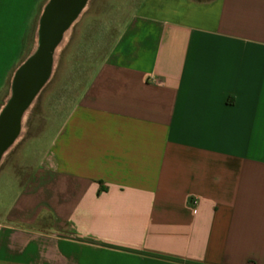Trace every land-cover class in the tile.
I'll return each instance as SVG.
<instances>
[{"label":"crops","instance_id":"crops-1","mask_svg":"<svg viewBox=\"0 0 264 264\" xmlns=\"http://www.w3.org/2000/svg\"><path fill=\"white\" fill-rule=\"evenodd\" d=\"M49 1L0 0V114ZM130 1L87 2L31 107L61 95L52 140L0 159V264H264V0Z\"/></svg>","mask_w":264,"mask_h":264},{"label":"water","instance_id":"water-1","mask_svg":"<svg viewBox=\"0 0 264 264\" xmlns=\"http://www.w3.org/2000/svg\"><path fill=\"white\" fill-rule=\"evenodd\" d=\"M89 0H50L41 18L36 52L17 71L12 96L0 114V159L17 138L25 110L48 81L54 52Z\"/></svg>","mask_w":264,"mask_h":264},{"label":"rangeland","instance_id":"rangeland-1","mask_svg":"<svg viewBox=\"0 0 264 264\" xmlns=\"http://www.w3.org/2000/svg\"><path fill=\"white\" fill-rule=\"evenodd\" d=\"M136 2L137 0L130 1L129 8L132 9L133 5ZM108 8H110V5H108ZM109 22L110 20L106 19L104 21V24L99 27L98 31L101 32L102 31L101 29L103 30L108 29L109 28L108 26H110ZM96 35L97 33H95V36ZM46 92H47V87H45L41 92V94L38 96L33 108H31V111L25 120L26 127L28 128L25 134L26 137L30 138L35 135H39L40 133L43 132L41 137L39 136L29 140L30 141L29 143H31V145L28 143L26 146H24L25 150L28 151L27 152L28 154H30L29 153L30 147L36 148L38 153L43 151V149H45L46 146L52 140V137L55 132L54 129L55 125L59 124L63 120L62 118L63 116L61 112V105H62L61 95L59 101L57 103L55 102V104L53 105H50L48 109L47 106L49 105V102L47 101ZM52 110H54L55 114L57 113L55 117L53 115L54 112H52ZM57 111H59V113ZM31 152H34V150H31ZM22 159L23 158L21 156H15V155L12 156L11 157L12 166L10 169L12 173H16V174L19 173L20 175L25 176L26 174L29 173V171H32V169L34 168L33 165L31 166L30 164L32 163V161L35 163V161L37 160V155L36 156L30 155V159L32 160V161L29 160L30 164H28L27 161H22ZM7 163L9 164L10 162ZM8 164L6 165L5 163V165H2L0 167V213L1 210H3V207L7 206L11 202L14 194L18 190V187L16 185V180L13 178V176L9 174Z\"/></svg>","mask_w":264,"mask_h":264},{"label":"bare ground","instance_id":"bare-ground-1","mask_svg":"<svg viewBox=\"0 0 264 264\" xmlns=\"http://www.w3.org/2000/svg\"><path fill=\"white\" fill-rule=\"evenodd\" d=\"M69 30H70V27L65 31V33H64V35H63V37H62V40L60 41V43L58 44V46L56 47V49H55V52H54V60H53V62L55 61V59H56V55L58 54V51H59V49L61 48V46L63 45V43H64V41H65V39H66V37H67V35H68V32H69ZM54 65V64H53ZM35 100V99H34ZM34 100L32 101V103L30 104V106L25 110V112H24V115H23V118H22V124H21V129H20V132H19V134H18V136H17V138L15 139V141L11 144V146L21 137V135H22V133H23V125H24V121L26 120V118H27V116H28V114H29V112H30V109H31V107H32V105H33V103H34ZM10 146V147H11ZM9 147V148H10ZM9 148L6 150V152L9 150ZM5 152V153H6Z\"/></svg>","mask_w":264,"mask_h":264},{"label":"trees","instance_id":"trees-1","mask_svg":"<svg viewBox=\"0 0 264 264\" xmlns=\"http://www.w3.org/2000/svg\"><path fill=\"white\" fill-rule=\"evenodd\" d=\"M49 2H50V1H49ZM44 13H45V10H44V12H43V15H44ZM43 15H42V17H43ZM24 64H25V63H24ZM24 64H23V65H24ZM23 65H22V66H23ZM22 66H21V67H22ZM21 67H20V68H21ZM20 68H19V69H20ZM19 69H18V70H19ZM18 70H17V71H18ZM16 73H17V72H16Z\"/></svg>","mask_w":264,"mask_h":264}]
</instances>
